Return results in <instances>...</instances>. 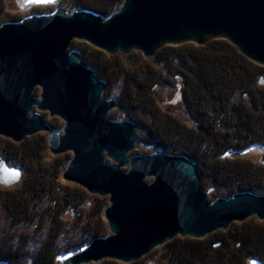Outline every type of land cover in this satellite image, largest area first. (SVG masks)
<instances>
[{
  "label": "water",
  "instance_id": "water-1",
  "mask_svg": "<svg viewBox=\"0 0 264 264\" xmlns=\"http://www.w3.org/2000/svg\"><path fill=\"white\" fill-rule=\"evenodd\" d=\"M60 3L18 0L24 12ZM218 38L264 65V0H125L106 20L61 6L0 26V135L22 142L49 132L53 155L74 152L63 178L110 195L104 215L113 234L60 255L58 264L134 262L177 235L205 238L234 222L264 219V195L244 192L209 203L197 166L186 156L156 150L128 158L136 146L134 125L109 119L116 102L104 97L106 84L70 50L81 40L109 54L139 50L153 57L163 46ZM39 112L60 117L64 133L52 131ZM21 176V169L0 165L4 185Z\"/></svg>",
  "mask_w": 264,
  "mask_h": 264
},
{
  "label": "trees",
  "instance_id": "trees-1",
  "mask_svg": "<svg viewBox=\"0 0 264 264\" xmlns=\"http://www.w3.org/2000/svg\"><path fill=\"white\" fill-rule=\"evenodd\" d=\"M124 2L62 0L61 5L70 13L90 11L106 20ZM16 21L9 17L5 0H0V26ZM72 50L78 51L81 62L106 84L104 97L109 98L122 85L115 115L146 133L147 146L189 158L197 166L203 186L212 190L214 200L244 192L264 195V164L227 156L252 146L259 147L264 155V67L250 61L227 40L204 46L186 43L164 47L150 62L139 54L126 58L109 55L86 44L84 51ZM157 87H180L191 126L160 107L155 96ZM46 122L52 131L63 127ZM47 151L46 136L29 137L20 144L5 140L0 146V154L26 176L21 190H0V205L3 203L13 225L0 230V264H56L62 249L60 241L65 236L61 208L48 214L55 223L40 248L35 249L33 239L19 231L26 224L42 222L43 216L35 215L36 203L41 200L47 199L55 206L62 202V208L74 219L90 196L79 188L59 193V179L69 159L48 160ZM96 199L97 211L93 210L86 217L88 223L82 224L83 240L79 244L106 237L109 232L101 216L103 200ZM252 220L234 224L230 230L204 240L171 241L163 248L165 257L158 264H248L251 259L264 262V225H252Z\"/></svg>",
  "mask_w": 264,
  "mask_h": 264
},
{
  "label": "rangeland",
  "instance_id": "rangeland-1",
  "mask_svg": "<svg viewBox=\"0 0 264 264\" xmlns=\"http://www.w3.org/2000/svg\"><path fill=\"white\" fill-rule=\"evenodd\" d=\"M5 4H6V8H7L9 17L12 19H17V21H20V20H22L26 17H29V16L38 15V14L49 15V14L54 13L58 8L57 6H37L33 9H31L30 11L24 12L20 9L19 4H18V0H5ZM121 8H122V6L119 7L117 12H119L121 10ZM215 40H226V39H220V38L213 39V40H210L208 43H210L211 41H215ZM85 44L91 45L85 41L73 40L70 50L74 48V49H78L80 51H84ZM182 44H186V43H182ZM182 44H179V45H182ZM188 44H194L196 46H204V45H197L195 43H188ZM230 44H232V43H230ZM179 45H167V46H163L162 48L169 47V46L175 47V46H179ZM233 46H235V45H233ZM92 47H94V46H92ZM162 48H160V49H162ZM94 49L101 50V49L96 48V47H94ZM159 50H158V52H159ZM72 51H75V50H72ZM101 51H103V50H101ZM103 52H105V51H103ZM239 52H240V50H239ZM105 53H107V52H105ZM107 54H109V53H107ZM118 54H120L121 56H124L125 58L126 57H132V56H134V54H137V55L139 54L147 62H150V60L154 59L156 56L155 55L153 57H147L144 55V53L142 51H139V50H133L129 54H123V53L119 52L117 54H109V55H118ZM242 55H244V54H242ZM246 58H248V57H246ZM250 61H252V60H250ZM252 62H254L255 64H257L259 66L264 67V65H261L255 61H252ZM121 87H122V85H119V88L116 89L115 91H113L112 96H110L109 98H107V97H105V98L107 100H113L116 102L118 95H119L118 93H119V90ZM36 94H37V96H40V90H37ZM155 96H156V100H157L158 104L160 105V107L164 111L169 112L171 115L180 118L183 122L187 123L189 126H191L193 124L191 117L188 115L187 110H186L185 106L183 105L182 93H181L180 87H178V88L157 87L155 89ZM117 109L118 108L116 105V107L110 111L109 119H113V120H115V122H122L124 120L121 117L115 115L118 111ZM35 111H36V109H35ZM39 113H41L45 122L47 120H50L51 124H54V125H58V123L62 124L63 127L60 130V132L64 133L63 129L65 126V122L60 117H51L48 112H39ZM144 122L147 125H149L145 120H144ZM35 136H40V137L46 136L47 146H48V151H47L48 155L46 156V159L49 160L52 158H61V157H66L69 159L68 162L66 163V165L64 166L65 167L64 169L66 170L70 164L71 159L74 157V152L69 151V152L63 153L61 155H53L50 151V145H49L50 133L49 132H40L36 135L29 136V137L31 138V137H35ZM29 137H27V138H29ZM138 139L141 141H139ZM5 140H7L9 142L16 143V144H20V143L24 142V141L15 142L8 137L0 135V146H3ZM145 140H147V141L149 140L147 138L146 133H144V132L140 133L134 127V141L136 143V146H135L134 150L128 154V158H131V157L136 156V155L152 154L156 151L154 147L147 146L146 145L147 143L145 142ZM163 153L168 154L166 152H163ZM170 155H172V154L170 153ZM227 156L230 158H234V159L249 160L256 165L264 164V163H262V158L264 157L263 151L257 146H252L243 152L230 153ZM106 161H107V163H113V161L111 159H107ZM3 162H6L11 168H19L20 169L19 166L7 161L4 158V156L2 154H0V165ZM129 167L130 166L128 165L122 169H123V171H128ZM21 172H22V176H21L20 181L13 184V185H4L0 180V190L4 191L6 193L8 191L13 192V191L21 190L23 187L25 177H26L24 171L21 170ZM63 173L59 179L60 186H61V191L59 193L61 195L68 193V189H72V188L73 189L79 188L78 190L83 189L86 192H88V194L90 195L88 200L86 202H84L83 204H81V208H80L79 212H77L76 217L74 219H72L73 218L72 214L70 212H65L64 208H62V207H64L62 202L59 201L58 202L59 206H55L49 200L44 199V200H41L40 202L36 203L37 204V213L35 212V215L41 214L43 216V218H41L42 222H41V220H37L35 223L26 224L23 227V229H21V231H19L21 234H25V235L29 236L30 239H33V247H35V249L40 248L42 242L49 237L51 229L55 223L54 220L48 214L53 213L55 210L54 208H61V211L64 212V214L60 220L62 222V224H61L62 228L61 229L64 230L65 236L60 241V245L62 248L60 251V255L68 253V252L72 251L73 249H75L76 247H80V246L86 244V243L79 244L77 242L80 240H83L81 238L80 229L82 227V224L85 225L86 223H88V219L86 217L89 216V214L93 210L97 211L96 206L98 205V201H97L96 197L101 198L103 200V201H101V203H103L101 216L103 218L102 220L106 223L108 231H109V232H107L106 237L113 234L109 228L108 221L106 220L105 215H104L106 207L111 204L110 195L100 196L98 194H92L89 191H87L86 188L82 187L80 184L75 183V182H71V181H66L63 178ZM146 181L148 183H151L153 181V178H147ZM200 185H201V188L203 189V191L206 192L207 200L209 201V203L215 202L216 200H214V197L212 195L213 194L212 190L207 189V187H204L201 181H200ZM253 194H255V193H253ZM58 196H60V195H58ZM2 204L0 205V230L4 229V228L8 229V227L9 228L13 227V225L9 222L8 213L5 211L4 206ZM80 219H82L84 221L82 222V221H80ZM250 220L253 221L251 223L252 225H254V224H256L257 226L258 225H264V222H263L264 219H260L257 216H254V217H251V218H249L243 222H234L228 230H230L234 224L242 225L243 223H246ZM228 230H220V231L225 232ZM220 231H218V232H220ZM209 236H211V235L206 236L204 239H206ZM101 238H103V237H101ZM184 238L198 239V238H195L192 236L177 235L172 240H169L164 245H161V246L155 248L149 254L145 255L143 258H141L137 261H134V262L124 263L123 261H120L118 259L105 258V259H102V260L97 261V262L92 261L88 264H158L160 261L164 260V257H165V254L163 252V248L166 247L169 244V242H171V241H174L176 239H184ZM204 239L199 238L198 240H204ZM76 243H77V245H73ZM249 262H248V264H249ZM56 264H58V263L56 262Z\"/></svg>",
  "mask_w": 264,
  "mask_h": 264
},
{
  "label": "snow or ice",
  "instance_id": "snow-or-ice-1",
  "mask_svg": "<svg viewBox=\"0 0 264 264\" xmlns=\"http://www.w3.org/2000/svg\"><path fill=\"white\" fill-rule=\"evenodd\" d=\"M31 2L37 3V4H39V3L48 4V3H53L54 0H31Z\"/></svg>",
  "mask_w": 264,
  "mask_h": 264
},
{
  "label": "bare ground",
  "instance_id": "bare-ground-1",
  "mask_svg": "<svg viewBox=\"0 0 264 264\" xmlns=\"http://www.w3.org/2000/svg\"><path fill=\"white\" fill-rule=\"evenodd\" d=\"M61 2H62V0H61ZM61 6H62V5H61V3H60V5L57 6V7H61ZM36 7H37V6H36ZM62 7H63V6H62ZM34 8H35V7H34ZM29 11H30V10H29ZM81 58H82V57H81ZM37 90H41V89L38 88ZM115 107H116V106H115ZM253 217H254V216H253ZM250 218H251V217H250ZM248 219H249V218H248ZM242 222H243V221H242ZM263 222H264V221H263ZM230 227H231V226H230ZM230 227H229V228H230ZM229 228H228V229H229ZM228 229H225V230H228ZM218 231H220V230H218ZM218 231H216V232H218ZM216 232H215V233H216ZM213 234H214V233H213ZM211 235H212V234H211ZM202 239H204V238H202Z\"/></svg>",
  "mask_w": 264,
  "mask_h": 264
}]
</instances>
